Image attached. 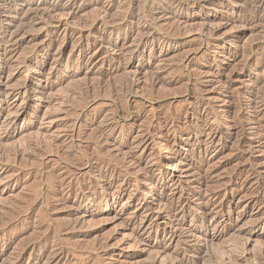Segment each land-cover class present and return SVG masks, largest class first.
<instances>
[{"label":"rangeland","instance_id":"rangeland-1","mask_svg":"<svg viewBox=\"0 0 264 264\" xmlns=\"http://www.w3.org/2000/svg\"><path fill=\"white\" fill-rule=\"evenodd\" d=\"M263 83L264 0H0V262L264 264Z\"/></svg>","mask_w":264,"mask_h":264},{"label":"bare ground","instance_id":"bare-ground-1","mask_svg":"<svg viewBox=\"0 0 264 264\" xmlns=\"http://www.w3.org/2000/svg\"><path fill=\"white\" fill-rule=\"evenodd\" d=\"M257 1H258V0H257ZM260 1L263 3V0H260ZM197 2H198V1H197ZM136 3H137V2H136ZM190 4H191V3H190ZM255 4H256V3H255ZM179 5H180V4H179ZM179 5H178V6H179ZM262 9H263V8H262ZM126 11H127V10H126ZM120 16H121V15H120ZM120 16H119V17H120ZM139 16H140V15H139ZM182 20H183V19H182ZM181 22H182V21H181ZM137 34H138V33H137ZM138 42H139V41H138ZM147 43H148V42H147ZM132 48H133V47H132ZM133 49H134V48H133ZM139 50H141V47H140V46H137V47L134 49V52H135V51L137 52V51H139ZM147 72H148V71H147ZM156 79H157V78H156ZM128 80H130V79H128ZM25 83H26V82H25ZM263 84H264V83H263ZM25 85H26V84H25ZM25 85H24V86H25ZM24 88H25V87H24ZM25 89H26V88H25ZM122 89H123V88H122ZM263 90H264V89H263ZM24 93H26V90H25ZM27 93H28V92H27ZM33 94H34V93H33ZM78 95H79V94H78ZM262 95H263V94H262ZM260 111H261V110H260ZM101 130H102V129H101ZM98 132H99V131H98ZM71 133H72V132H71ZM69 134H70V133H69ZM102 134H103V133H102ZM67 135H68V134H67ZM96 135H98V134H96ZM96 135H95V136H96ZM93 136H94V135H93ZM99 136H101V134H100ZM102 136H103V135H102ZM105 136H106V135H105ZM69 137H70V136H69ZM99 138H101V137H99ZM106 138H107V137H106ZM71 139H72V138H71ZM92 139H93V138H92ZM101 139H102V138H101ZM102 140H103V139H102ZM91 141H92V140H91ZM92 142H93V141H92ZM100 142H101V141H100ZM71 143H72V142H71ZM96 143H97V142H96ZM96 143H95V144H96ZM140 143H141V142H140ZM30 144H31V143H30ZM75 145H76V144H75ZM73 146H74V145H73ZM70 148H71V147H70ZM70 148H69V149H70ZM77 148H78V147H77ZM79 148H80V147H79ZM86 148H87V147H86ZM100 149H101V148H100ZM24 150H25V149H24ZM75 150H76V147H75ZM76 151H77V150H76ZM83 151H84V150H83ZM15 152H16V151H15ZM35 152H36V151H35ZM35 152H34V153H35ZM69 152H70V150H69ZM88 152H89V151H88ZM101 152H102V149H101ZM37 153H38V152H37ZM66 153H67V152H66ZM70 153H72V152H70ZM73 153H74V152H73ZM73 153H72V154H73ZM91 153H92V152H91ZM91 153H90V154H91ZM74 154H75V153H74ZM79 154H80V153H79ZM82 154H84V152H83ZM87 154H88V153H87ZM94 154H95V153H94ZM37 155H38V154H37ZM66 155H67V154H66ZM84 155H85V154H84ZM92 155H93V154H92ZM11 156H12V155H11ZM23 156H24V155H23ZM23 156H22V157H23ZM31 156H32V155H31ZM31 156H30V158H31ZM69 156H70V155H69ZM104 156H105V155H104ZM16 157H17V156H16ZM24 157H25V156H24ZM24 157H23V158H24ZM28 157H29V156H28ZM40 157H41V156H40ZM73 157H75V156L73 155ZM106 157H107V156H106ZM25 158H26V157H25ZM34 158H35V157H34ZM84 158H85V157H84ZM95 158H98V157H95ZM102 158H103V157H102ZM32 159H33V158H32ZM32 159H31V161H32ZM90 159H91V157H90ZM15 160H16V159H15ZM24 160H25V159H23V161H24ZM33 160H36V158L33 159ZM63 160H64V159H63ZM25 161H26V160H25ZM25 161H24V162H25ZM27 161H28V158H27ZM64 161H65V160H64ZM72 161H73V160H72ZM74 161H75V160H74ZM96 161H97V160H96ZM34 162H35V161H34ZM67 162H68V161H67ZM19 163H20V162H19ZM26 163H28V162H26ZM26 163H25V164H26ZM68 163H69V162H68ZM86 163H87V162H86ZM12 164H13V163H12ZM30 164H31V163H30ZM87 164H89V163H87ZM26 165H28V164H26ZM29 166H30V165H29ZM36 166H37V165H36ZM36 166H35V167H36ZM58 166H59V165H58ZM74 166H75V165H74ZM74 166H73V167H74ZM76 166L79 167L78 164H77ZM95 166H96V165H95ZM60 167H61V166H60ZM70 167H71V166H70ZM78 167H77L76 170H78ZM80 167H81V166H80ZM40 168H41V167H40ZM42 168H43V167H42ZM61 168H62V167H61ZM65 168H66V167H65ZM82 168H84V167H82ZM71 169H74V168H71ZM43 170H44V169H43ZM45 170H46V169H45ZM45 170H44V171H45ZM93 170H94V169H93ZM81 171H82V170H81ZM34 172H35V171H34ZM54 172H55V171H54ZM54 172H53V173H54ZM85 172H86V171H85ZM46 173H47V172H46ZM55 173H56V172H55ZM52 175H53V174H52ZM54 175H55V174H54ZM71 175H72V174H71ZM90 176H91V174H90ZM105 176H106V175H105ZM55 177H57V176H55ZM63 177H65V175H64ZM101 177H103V176H101ZM35 178H36V177H35ZM44 178H45V177H44ZM61 178H62V177H61ZM61 178H60V179H61ZM65 178H66V177H65ZM76 178H77V177H76ZM40 179H41V178H40ZM57 179H58V178H57ZM57 179H56V180H57ZM62 179H63V178H62ZM69 179H70V178H69ZM83 179H84V178H83ZM102 179H104V178H102ZM91 180H92V179H91ZM79 181H80V180H79ZM88 181H89V179H88ZM104 181H105V180H104ZM45 182H46V181H45ZM49 182H50V181H49ZM57 182H59V180H57ZM67 182H68V181H67ZM75 182H76V181H75ZM84 182H85V181H84ZM98 182H99V181H98ZM60 183H61V182H60ZM81 183H82V182H81ZM68 184H69V183H68ZM75 184H76V183H75ZM59 185H60V184H59ZM64 185H65V184H64ZM64 185H62V186H64ZM66 185H67V184H66ZM60 186H61V185H60ZM95 186H96V185H95ZM42 188H43V186H42ZM47 188H48V186H47ZM47 188H46V189H47ZM84 188H85V186H84ZM51 189H52V186H51ZM64 189H65V188H64ZM86 189H87V188H86ZM95 189H96V188H95ZM41 190H42V189H41ZM43 190H44V189H43ZM62 190H63V188H62ZM57 191H58V190H57ZM75 191H77L76 194H79L81 197H84L85 195H87V190H84L82 187H80L79 189H75L74 186L70 188V190H69V194L72 195ZM88 192H89V191H88ZM47 193H49V192H47ZM258 193H259V195L261 194V196H263V198H264V190H263V191H259ZM54 194H55V193H54ZM76 194H75V195H76ZM42 195H43V194H42ZM46 196H49V195H46ZM52 196H53V195H52ZM261 196H260V197H261ZM32 197H33V196H32ZM50 197H51V195H50ZM67 197H68V196H67ZM77 197H78V196H77ZM56 198H57V197H56ZM60 198H61V197H60ZM79 198H80V197H79ZM51 199H52V198H51ZM61 199H62V198H61ZM31 200H32V199H31ZM31 200H30V201H31ZM53 200H56V199L53 198ZM57 201H58V200H57ZM57 201H56V202H57ZM66 201H67V200H66ZM66 201H65V202H66ZM36 202H37V201H36ZM58 202H59V201H58ZM41 203H42V202H41ZM43 203H44V201H43ZM62 203H63V202H62ZM66 203H67V202H66ZM36 204H37V203H36ZM44 204H45V203H44ZM63 204H64V203H63ZM32 205H33V204H32ZM65 205H66V204H65ZM9 206H11V205H9ZM69 206H70V205H69ZM11 207H12V206H11ZM36 207H37V206H36ZM38 207H39V206H38ZM51 207H52V206H51ZM70 207H73V210L71 209L70 212H69V217L67 218V219H69V221H68V223H66V220H65L64 223L67 224V225H66L67 228H71V229L74 231L75 229H73V228H77L76 225H77V226H78V225H82V221H83V220H81L80 218H78L79 216H78V217H76L77 215L75 216V214L78 213V210H79L80 208H78V206H76V205H71ZM6 208H7V206L5 207V209H6ZM22 208H23V207H22ZM30 208H31V207H30ZM0 209H2V208H0ZM5 209H4V210H5ZM9 209H10V208H9ZM9 209H8V210H9ZM11 209H12V208H11ZM11 209H10V210H11ZM20 209H21V208H19V210H20ZM44 209H45V208H44ZM45 210H46V209H45ZM37 211H38V210H37ZM39 211H41V210L39 209ZM1 212H2V211H1ZM9 212H10V211H9ZM50 212H51V211H50ZM2 213H4V212H2ZM12 213H13V212H12ZM14 213H16V212H14ZM18 213H19V212H18ZM29 213H30V212H29ZM29 213H28V214H29ZM48 213H49V212H48ZM48 213H47V214H48ZM0 214H1V213H0ZM7 214H8V213H7ZM9 214H10V213H9ZM19 214H20V213H19ZM21 214H22V213H21ZM38 214H39V213H38ZM13 215H14V214H13ZM17 215H18V214H17ZM17 215H16V216H17ZM5 216H6V215H5ZM10 216H12V215H10ZM10 216H9V217H10ZM21 216H22V215H21ZM18 217H19V216H18ZM3 218H5V217L3 216ZM10 218H11V217H10ZM36 218L39 219L38 217H36ZM37 219H35V220H37ZM7 220H9V219H7ZM28 220H29V219H28ZM3 221H4V220H2L1 222H3ZM9 221H10V220H9ZM258 221H259V220H258ZM4 222H6V221H4ZM4 222H3V223H4ZM12 223H13V222H12ZM12 223H11V224H12ZM15 223H16V222H15ZM41 223H42V221H41ZM83 223H84V222H83ZM36 224H37V223H36ZM63 225H64V224H63ZM0 226H1V225H0ZM13 226H14V225H13ZM41 226H42V225H41ZM61 226H62V225H61ZM11 227H12V226H11ZM14 227H15V226H14ZM78 227H79V226H78ZM81 228H82V226H81ZM5 229H6V228H5ZM71 229H70V230H71ZM77 229L79 230L80 228H77ZM43 230H45V229H43ZM54 230H56V229H54ZM66 230H67V229H66ZM70 230H69V231H70ZM80 230H82V229H80ZM80 230H79V231H80ZM7 231H8V230H7ZM39 231H40V229H39ZM46 231H47V230H46ZM56 231H57V230H56ZM69 231H68V232H69ZM82 231H83V230H82ZM4 232H5V230H4ZM8 232H9V231H8ZM10 232H11V231H10ZM41 232H42V231H41ZM44 232H45V231H44ZM44 232H43V233H44ZM70 232H72V231H70ZM76 232H77V231H76ZM86 232H87V231H86ZM47 233H48V232H47ZM47 233H46V234H47ZM49 233H50V232H49ZM74 233H75V232H74ZM82 233H83V232H82ZM4 234H5V233H4ZM37 234H38V233H37ZM53 234H55V232H54ZM34 235H36V233H35ZM39 235H40V234H39ZM39 235H38V236H39ZM43 235H45V234H43ZM50 235H51V234H50ZM48 236H49V235H48ZM53 236H54V235H53ZM55 236H56V235H55ZM36 237H37V236H36ZM40 237H42V235H41ZM59 237H60V234H59ZM11 238H12V237H11ZM38 238H39V237L35 238V240H36V239L38 240ZM48 238H49V237H48ZM50 238H51V236H50ZM54 238H56V237H54ZM33 239H34V238H33ZM51 239H53V238H51ZM58 239H59V238H58ZM47 240H48V239H47ZM32 241H33V240H32ZM48 241H49V240H48ZM58 242H59V241H58ZM62 242H63V241H62ZM44 243L47 244V243H46V240H43V239L40 240V241H35V242L33 241V244L31 243V246H30V247H31V250H32V248H33V249L38 248L39 246L43 245ZM61 245H62V244H61ZM63 246H64V245H63ZM24 247H26V246H24ZM60 247H61V246H60ZM60 247H59V248H60ZM64 247H65V246H64ZM27 248H28V247H27ZM67 248H68V247H67ZM69 248H70V247H69ZM72 248H73V247H72ZM74 248H75V247H74ZM76 248H77V247H76ZM28 249H29V248H28ZM78 249H79V248H78ZM32 251H33V250H32ZM64 251H65V248L61 247V248H60V251H58V255H62V257H63V253H64ZM53 252H54V251H53ZM4 253H5V252H4ZM228 253H229V252H228ZM231 253H233V254H229V257H234V256L236 255V252H235V253H234V252H231ZM55 254H56V253H55ZM55 254H54V255H55ZM66 254H67V253H66ZM225 254H226V253H225ZM238 254H239V253H238ZM238 254H237V256H238ZM60 258H61V257H60ZM211 258H212V257H211ZM235 258H236V256H235ZM1 259H2V253H0V260H1ZM45 259H46V258H45ZM219 259H220V257H219ZM35 261H36V259H35ZM54 261H55V260H54ZM177 261H178V260H177ZM235 261H237V260H235ZM242 261H243V260H242ZM4 262H6V261H4ZM4 262H2V263H3V264H19V256H18V258H15V259H12V260L10 259V261H7V263H4ZM49 262H50V261L43 260L42 258L39 259V263H41V264H51V263H49ZM64 262H65V261H64ZM0 263H1V262H0ZM2 263H1V264H2ZM56 263H57V262H56ZM230 263H231V262H230ZM212 264H213V263H212Z\"/></svg>","mask_w":264,"mask_h":264}]
</instances>
